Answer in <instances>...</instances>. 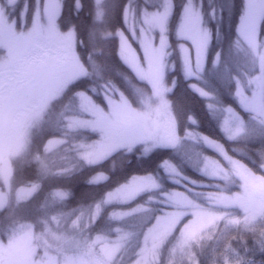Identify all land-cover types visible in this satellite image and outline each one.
Segmentation results:
<instances>
[{"label":"trees","instance_id":"16d2710c","mask_svg":"<svg viewBox=\"0 0 264 264\" xmlns=\"http://www.w3.org/2000/svg\"><path fill=\"white\" fill-rule=\"evenodd\" d=\"M45 1L0 0V10L3 19L16 32L23 33ZM189 2L198 11L208 34L201 68L195 71L192 65L195 73L190 76L186 75L183 50L190 48L192 64L193 51L189 40L178 33ZM164 5L170 6V12L161 32L153 15ZM244 9V0H59L56 32L73 31L78 66L81 64L76 53L83 55L87 50L80 47L84 40L95 49L98 58L110 56L114 65L133 76L146 96L155 89L135 72L130 56L144 66L145 40L156 47L159 38H163L161 91L155 93L168 107L176 142L163 144L167 146L165 150L153 151L150 159L140 164L133 154L132 164L122 170L119 161L115 171L102 163L108 155L96 162L88 160L84 147L98 142L100 131L78 125V121L91 118L83 101L104 114L111 106L87 87L88 81L80 79L81 67L80 74L57 96L28 115L23 123L21 146L5 155L11 174L6 184L0 181V190L6 196L0 207V243L6 244L24 228L31 229L32 237L47 228L52 234L47 239L53 247L61 246L59 258L65 260L81 254L103 258L100 246L115 241L122 242L116 256L119 264H192L189 254L195 264H231L235 257L251 256L258 247L256 239L264 230V211L250 218L232 200L242 192L240 168L262 180L264 172L246 158L237 157L232 148L239 145L229 138L264 136V58L260 56L264 50V12L258 24L255 51L239 32ZM259 75L263 80L262 110L254 112L240 102L239 94L241 91L245 99L252 97ZM209 141L218 144L226 157ZM153 144L142 141L131 147L133 153H139L141 149L150 151ZM259 144L256 139L249 150ZM174 156L199 163L210 173L211 166L217 165L218 175L227 174L226 178H210L186 167L181 172L183 179L166 182L161 190L155 166ZM139 177L151 178L154 186L130 200L106 202L110 193ZM20 188H32L33 192L21 198ZM172 195L185 197L216 218L193 237L184 238L181 230L192 218L187 212L163 239L154 257L139 260V249L156 219L179 210L170 205ZM244 224L252 230L245 231Z\"/></svg>","mask_w":264,"mask_h":264},{"label":"rangeland","instance_id":"374dc122","mask_svg":"<svg viewBox=\"0 0 264 264\" xmlns=\"http://www.w3.org/2000/svg\"><path fill=\"white\" fill-rule=\"evenodd\" d=\"M58 4L59 0H46L45 6L36 12L30 28L23 33L16 32L13 25L7 23L0 10V48H3V58L0 60V181L5 184L11 174L10 162L5 155L6 153L11 155L21 146L25 132L23 123L26 122L28 115L41 109L47 100L57 96L66 84L81 72L74 55L73 31H67L69 33L66 34L56 32ZM169 12L170 6L164 5L159 13L153 15L154 20L157 21L156 26L161 32L164 30ZM263 12L264 5H261L259 0H255L254 5L253 0H248L239 24L240 34L255 51L258 24ZM178 33L190 42L194 56L193 64L190 60V48L183 50V57L186 71H190L193 75L195 72L192 70V65L195 71L201 68L208 34L202 26L198 11L190 2L184 8ZM162 43L161 37L156 47L145 40L144 66L135 56H130L135 72L146 79L158 94L162 84L163 51L161 55L157 50L161 47L163 49ZM261 52L260 56L263 55L264 58V50ZM257 78L252 97L245 99L241 91L239 94L240 102L254 112L262 110L260 104L262 75ZM158 100L154 112L148 114L131 112L122 104L111 106L108 113L104 114L84 100V110L91 115V118L78 121V125L100 131L99 141L84 147L85 157L91 162H96L119 148L129 147L142 141L162 145L175 144V129L168 116V107L162 101V97H158ZM208 144L225 156L218 144L211 141ZM219 170V166H211L213 175H218ZM240 176L243 184L242 192L233 196L232 203L244 209L250 218L256 217L264 211V180L246 172L244 168H240ZM153 186L154 182L151 178L132 179L128 184L110 193L106 197V202L130 200L139 192ZM32 192V188L19 189L21 198L27 197ZM5 200V193L0 190V207ZM170 205L177 206L179 210L166 212L156 219L139 249V260L153 258L163 239L187 212L192 214V218L181 230L184 238L193 237L202 226L216 218L215 215L209 214L183 196L172 195ZM29 229H22L6 244L0 243V264H34L37 256L32 250V232ZM118 243L120 241L100 246L103 258H92L81 254L66 261L68 264H108L117 252Z\"/></svg>","mask_w":264,"mask_h":264},{"label":"clouds","instance_id":"9594fccd","mask_svg":"<svg viewBox=\"0 0 264 264\" xmlns=\"http://www.w3.org/2000/svg\"><path fill=\"white\" fill-rule=\"evenodd\" d=\"M9 3H18V0H9ZM244 3L247 5L248 0H244ZM80 47L87 49L83 55L79 52L76 53L82 67L80 79L88 81L87 87L93 93L102 97L103 101L110 106L122 104L134 113L148 114L155 110V106L159 103L155 91L150 95H144L141 84L134 80L133 76L125 74L120 67L114 65L111 62L110 56L98 58V53L95 49L90 44H86L84 40L80 41ZM117 60L123 65V61L119 60V57H117ZM229 139L239 145L232 148L237 157L246 158L252 164H255L261 172H264V136L230 137ZM256 139L260 141L259 147L249 150L250 143ZM166 148V145L154 143L150 151L141 149L139 153H133V148L129 146L111 152L102 163H107L109 170L115 171V165L119 161V166L122 170L124 167L132 164L133 160L131 157L133 154L135 155L137 164H140L150 159L153 151L165 150ZM250 152L255 155L253 156ZM186 167L192 168L193 171L201 175L213 177V174L208 172L205 167H201L199 163H194L182 156H174L164 160L163 163L158 162L155 166L154 173L158 178L161 190H163V185L166 182L178 183L183 179L184 177L181 176V172ZM226 175H216L215 178L222 180L226 178ZM242 227L245 231L252 230L248 224H244ZM51 235V232L45 228L43 233L32 237V250L38 254L34 264H68L65 259L59 258V253L62 252L61 246L57 244L53 247L49 239H47ZM205 236L210 238L207 234ZM11 239L12 237H10V241ZM256 244L258 247L252 251L251 256L235 257L231 260V264H264V259H256L257 256L264 257V230L260 231ZM121 246L122 242L118 243L117 252L114 254L110 264H119L116 256H118ZM53 252L57 253V255H52L51 253ZM188 259L192 261V264H195V259L191 254H189Z\"/></svg>","mask_w":264,"mask_h":264},{"label":"snow or ice","instance_id":"6c2138e0","mask_svg":"<svg viewBox=\"0 0 264 264\" xmlns=\"http://www.w3.org/2000/svg\"><path fill=\"white\" fill-rule=\"evenodd\" d=\"M259 3L261 4V5H264V0H259ZM255 4V0H253V5ZM251 6V5H250ZM158 51V53H160L161 55H162V51H163V49H162V47H161V49H158L157 50ZM192 73L190 72V71H186V75H188V76H190ZM197 91H199L198 89H197ZM201 94H203V93H201Z\"/></svg>","mask_w":264,"mask_h":264}]
</instances>
